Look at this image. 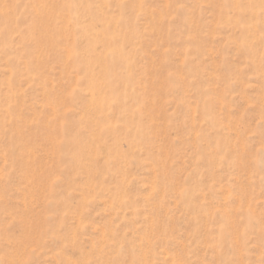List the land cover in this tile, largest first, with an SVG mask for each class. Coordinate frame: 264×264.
<instances>
[{
	"label": "rangeland",
	"instance_id": "obj_1",
	"mask_svg": "<svg viewBox=\"0 0 264 264\" xmlns=\"http://www.w3.org/2000/svg\"><path fill=\"white\" fill-rule=\"evenodd\" d=\"M0 264H264V0H0Z\"/></svg>",
	"mask_w": 264,
	"mask_h": 264
}]
</instances>
